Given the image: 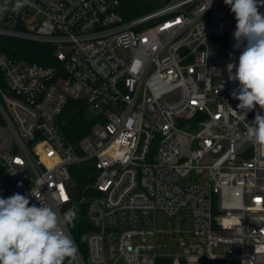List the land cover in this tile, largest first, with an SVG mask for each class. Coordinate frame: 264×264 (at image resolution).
Here are the masks:
<instances>
[{
    "label": "built area",
    "instance_id": "obj_1",
    "mask_svg": "<svg viewBox=\"0 0 264 264\" xmlns=\"http://www.w3.org/2000/svg\"><path fill=\"white\" fill-rule=\"evenodd\" d=\"M150 1L126 19L119 0H30L19 11L0 0V37L54 50L52 65L0 52V197L40 206L39 188L54 209H74L64 230L76 264H264V149L246 128L264 110L225 116L239 104L226 69L243 50L235 14L224 0ZM71 101L94 113L77 144L64 131Z\"/></svg>",
    "mask_w": 264,
    "mask_h": 264
},
{
    "label": "clouds",
    "instance_id": "obj_2",
    "mask_svg": "<svg viewBox=\"0 0 264 264\" xmlns=\"http://www.w3.org/2000/svg\"><path fill=\"white\" fill-rule=\"evenodd\" d=\"M224 2L237 21L234 48L243 46L238 65H226L228 79L238 81V88L231 95L239 101V111L229 107L225 116L230 113L244 120L257 105L264 110V14L259 12L264 0ZM29 4L30 0H16L13 10L19 11ZM6 10L0 7V13ZM246 128L257 149H264V115L257 113ZM30 195L40 206H30L28 196L19 193L0 197V264H76L78 248L64 230L74 221L76 211L69 208L61 213L54 209L39 188H32Z\"/></svg>",
    "mask_w": 264,
    "mask_h": 264
},
{
    "label": "trees",
    "instance_id": "obj_3",
    "mask_svg": "<svg viewBox=\"0 0 264 264\" xmlns=\"http://www.w3.org/2000/svg\"><path fill=\"white\" fill-rule=\"evenodd\" d=\"M119 11L126 19H132L148 12L152 5L150 0H119ZM0 52L18 62L37 63L41 65L54 64V50L49 45L36 44L29 41L13 38L0 37ZM91 122L88 118L86 107L79 101H71L65 117L64 131L68 139L77 144L90 129ZM76 180L79 192L77 194L79 217L75 229V238L78 244L85 251L83 237L91 227L88 222L86 206L80 203L82 189L91 180L88 177L89 168L82 166L78 169ZM158 264H173L169 259H159Z\"/></svg>",
    "mask_w": 264,
    "mask_h": 264
},
{
    "label": "rangeland",
    "instance_id": "obj_4",
    "mask_svg": "<svg viewBox=\"0 0 264 264\" xmlns=\"http://www.w3.org/2000/svg\"><path fill=\"white\" fill-rule=\"evenodd\" d=\"M93 116H94V113H93V112H88V118H89V119H92ZM171 250L174 251L173 248H171ZM226 264H228V263H226Z\"/></svg>",
    "mask_w": 264,
    "mask_h": 264
},
{
    "label": "snow or ice",
    "instance_id": "obj_5",
    "mask_svg": "<svg viewBox=\"0 0 264 264\" xmlns=\"http://www.w3.org/2000/svg\"><path fill=\"white\" fill-rule=\"evenodd\" d=\"M61 195L63 196V192L61 193ZM63 198H64V199H67V197H66V196H63Z\"/></svg>",
    "mask_w": 264,
    "mask_h": 264
}]
</instances>
